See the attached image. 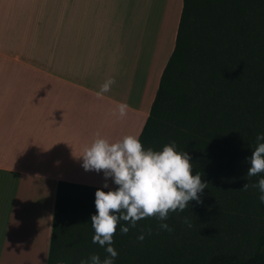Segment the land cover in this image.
<instances>
[{
	"label": "crops",
	"instance_id": "0c3cea01",
	"mask_svg": "<svg viewBox=\"0 0 264 264\" xmlns=\"http://www.w3.org/2000/svg\"><path fill=\"white\" fill-rule=\"evenodd\" d=\"M182 6L0 0V264H47L58 181L103 188V171L82 167L83 149L97 133L139 136ZM119 103L129 105L123 118Z\"/></svg>",
	"mask_w": 264,
	"mask_h": 264
},
{
	"label": "trees",
	"instance_id": "16d2710c",
	"mask_svg": "<svg viewBox=\"0 0 264 264\" xmlns=\"http://www.w3.org/2000/svg\"><path fill=\"white\" fill-rule=\"evenodd\" d=\"M260 133L264 0H183L174 47L139 139L155 151L175 142L191 156L192 174L199 172L208 186L198 194L202 203L170 211L166 221L148 217L135 228L121 221L113 237L114 264H264L260 192L241 190L264 178L247 177V158ZM98 188L58 181L47 264L109 255L107 246L92 243ZM120 226L129 232L121 233Z\"/></svg>",
	"mask_w": 264,
	"mask_h": 264
},
{
	"label": "clouds",
	"instance_id": "9594fccd",
	"mask_svg": "<svg viewBox=\"0 0 264 264\" xmlns=\"http://www.w3.org/2000/svg\"><path fill=\"white\" fill-rule=\"evenodd\" d=\"M115 80H106L97 92L101 97L110 91ZM129 105L119 103L113 115L123 118L127 115ZM256 147L252 155L247 158L250 167L247 177H254L264 173V133L257 134ZM175 142L163 146L162 151L152 148L144 149L138 135L129 134L120 140L110 142L102 138L99 133L88 146H85L82 157V167L85 171H103V188L95 192V207L97 214L91 216V227L95 235L93 244L106 247L109 254L101 260L98 254L91 255L80 264H114L118 252L112 246L113 237L121 221L135 228L137 222L155 217L159 221H166L169 212H183L191 201L202 203L200 193L207 188L208 183L202 182L201 174H192L193 163L186 151H178ZM117 186L111 189L108 180ZM258 188L260 204L264 205V178L257 183H246L241 190ZM185 223H188L185 220ZM191 227V224H188ZM160 228L172 231L167 223H161ZM128 226H120L123 234L129 232ZM151 230H149V235ZM144 235L138 236L143 241ZM58 264H64L59 261Z\"/></svg>",
	"mask_w": 264,
	"mask_h": 264
}]
</instances>
